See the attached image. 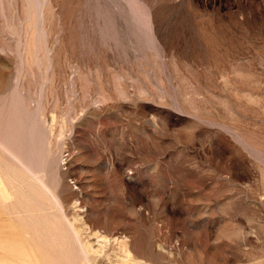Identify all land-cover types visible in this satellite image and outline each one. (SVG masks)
Segmentation results:
<instances>
[{
	"label": "rangeland",
	"instance_id": "rangeland-1",
	"mask_svg": "<svg viewBox=\"0 0 264 264\" xmlns=\"http://www.w3.org/2000/svg\"><path fill=\"white\" fill-rule=\"evenodd\" d=\"M0 136L93 264H264V0H0ZM2 155L0 264H87Z\"/></svg>",
	"mask_w": 264,
	"mask_h": 264
},
{
	"label": "bare ground",
	"instance_id": "bare-ground-1",
	"mask_svg": "<svg viewBox=\"0 0 264 264\" xmlns=\"http://www.w3.org/2000/svg\"><path fill=\"white\" fill-rule=\"evenodd\" d=\"M0 152H1L0 166L5 164V158L2 155L3 153L8 158H10L23 172L32 176L36 180L37 185H39V187L42 190L50 192L54 196L57 206L62 212V215L70 231V233L67 232V239L69 240V243H71L72 248L75 247V249L78 250V257H75V255L73 254L74 262L77 261V258H83L87 262V264H93L94 258L91 256V250L84 243V237H83L84 234H81L67 217L64 208L62 207L59 201V198L55 194H53L54 192L49 186V183L47 182L45 175L43 173L36 172L32 167V165L29 164L25 159H23L22 156L17 151H15L9 145H7L1 136H0ZM2 182H3V177L0 175V195L5 197V193L2 187ZM86 238H90V235H87ZM127 240H128L127 237L121 238V241L118 240L119 241L118 244L126 249L125 252H128L129 249L131 250L132 246L137 245L136 238H132L129 242ZM109 244L111 248L114 247V245L111 242ZM149 249H151L152 252L155 251L153 243L149 244Z\"/></svg>",
	"mask_w": 264,
	"mask_h": 264
}]
</instances>
